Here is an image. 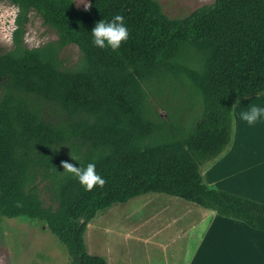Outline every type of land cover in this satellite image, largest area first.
Listing matches in <instances>:
<instances>
[{
	"label": "trees",
	"instance_id": "16d2710c",
	"mask_svg": "<svg viewBox=\"0 0 264 264\" xmlns=\"http://www.w3.org/2000/svg\"><path fill=\"white\" fill-rule=\"evenodd\" d=\"M8 1L19 13L14 46L0 53V222L42 221L72 264H109L88 251L89 224L150 193L264 231L263 203L210 187L201 170L231 143L235 99L264 92V0H216L182 19L159 0H91L86 11L74 0ZM33 11L58 39L26 45ZM116 15L128 40L94 46L95 24ZM70 45L83 54L76 67L61 58ZM190 89L203 103L191 126ZM166 92L176 105L164 119L153 100ZM62 161L94 163L106 185L86 191Z\"/></svg>",
	"mask_w": 264,
	"mask_h": 264
},
{
	"label": "rangeland",
	"instance_id": "374dc122",
	"mask_svg": "<svg viewBox=\"0 0 264 264\" xmlns=\"http://www.w3.org/2000/svg\"><path fill=\"white\" fill-rule=\"evenodd\" d=\"M81 11L90 7L91 0H74ZM164 13L172 19H182L205 5L216 0H159ZM19 8L8 0H0V53L11 50L14 46L13 32ZM25 43L34 48L58 39L57 33L46 25L43 17L33 11L25 32ZM82 52L77 45L66 47L61 58L66 67H76L82 60ZM190 89V104L196 106L184 113L183 122L190 126L203 111L202 100ZM237 100L240 101L236 104ZM264 106V92L240 96L235 99L233 109L232 140L238 128L246 122L240 119V113L250 104ZM174 102L169 92L157 94L153 107L161 117L167 119L174 113ZM176 105V104H175ZM264 122V121H262ZM214 163L202 166L205 182L209 181L208 171ZM217 173V172H216ZM217 175V174H216ZM236 179L230 178L226 184L228 190H234ZM240 184H243L240 179ZM219 186H222L221 184ZM249 190V185H242ZM224 188V187H223ZM225 190L226 189H219ZM174 201L189 203L184 199L167 194L150 193L135 197L124 204H116L104 210L89 224L85 242L91 254L105 258L109 264H183L189 251L187 238L173 242V239L188 225L197 223L202 214L179 211L169 206ZM197 205L193 202H190ZM198 207H201L197 205ZM165 207H169L163 210ZM206 209V208H199ZM203 211V210H202ZM181 214V215H180ZM181 221L173 224L176 217ZM195 234L199 233V229ZM255 233H264V231ZM151 242H145L146 238ZM264 239V234H258ZM159 241L165 245H159ZM0 264H72L66 247L54 236L42 221L26 218H4L0 222Z\"/></svg>",
	"mask_w": 264,
	"mask_h": 264
},
{
	"label": "crops",
	"instance_id": "0c3cea01",
	"mask_svg": "<svg viewBox=\"0 0 264 264\" xmlns=\"http://www.w3.org/2000/svg\"><path fill=\"white\" fill-rule=\"evenodd\" d=\"M210 162L214 163L208 171L209 181L206 182L210 187L226 189L264 204V122L238 128L228 148ZM232 177L236 179L234 190H228L230 186L226 182ZM203 178L205 180L204 175ZM240 179L250 186L249 190L243 188ZM169 206L188 214L198 211L202 214V219L189 224L173 239V242H178L187 238L189 251L183 264H264V239L258 237V234L264 233H255L245 223L223 217L212 210L199 209L202 207L190 202L174 201ZM180 221L181 217L178 216L173 224ZM198 226L201 228L195 234ZM151 240L149 237L145 242ZM159 245L165 244L159 241Z\"/></svg>",
	"mask_w": 264,
	"mask_h": 264
},
{
	"label": "clouds",
	"instance_id": "9594fccd",
	"mask_svg": "<svg viewBox=\"0 0 264 264\" xmlns=\"http://www.w3.org/2000/svg\"><path fill=\"white\" fill-rule=\"evenodd\" d=\"M91 35L94 46L100 49L110 48L116 51L128 40L129 30L126 27L124 17L116 15L110 22L101 20L96 23ZM239 103L240 101L237 100L236 104ZM240 119L246 122L248 126H254L258 122L264 121V106L251 103L246 110L240 113ZM61 167L64 172L73 174L86 191H92L97 186L103 188L107 183L101 175L97 174L94 163H89L86 167H76L72 163L62 161Z\"/></svg>",
	"mask_w": 264,
	"mask_h": 264
}]
</instances>
